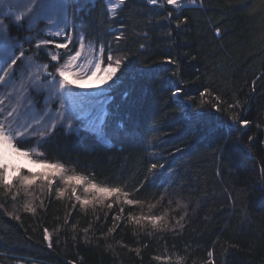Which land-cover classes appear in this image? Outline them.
Instances as JSON below:
<instances>
[{
  "label": "trees",
  "instance_id": "obj_1",
  "mask_svg": "<svg viewBox=\"0 0 264 264\" xmlns=\"http://www.w3.org/2000/svg\"><path fill=\"white\" fill-rule=\"evenodd\" d=\"M80 7L67 0L83 40L103 49L102 64L121 61L103 91L86 95L107 124L59 126L33 155L40 167L5 173L0 264H264V0ZM5 24L3 41L17 44L0 67L20 48L50 62L25 22ZM58 159L66 175L120 195L73 192L44 163Z\"/></svg>",
  "mask_w": 264,
  "mask_h": 264
},
{
  "label": "snow or ice",
  "instance_id": "obj_2",
  "mask_svg": "<svg viewBox=\"0 0 264 264\" xmlns=\"http://www.w3.org/2000/svg\"><path fill=\"white\" fill-rule=\"evenodd\" d=\"M4 0H0V3H3ZM79 3V0H76ZM92 0H85V5L87 3H91ZM114 0H108L109 3V11H114V8L111 7L113 5ZM120 5L123 6L124 0H119ZM149 3L155 5L157 4V0H148ZM167 4L174 5L179 7V0H167ZM60 6L64 9V14L57 13L55 18L53 16L48 15L47 9L49 7L48 0H29L28 4L24 6V11L16 14H12L11 9L7 15L0 13L3 15V19H0V43L4 40V34L7 32L8 27L5 24V20H11L13 24L21 26L24 22L25 18H28L31 23H35L36 20L43 19L48 20L50 23L45 30V35L48 37L47 39H41L38 41L36 47L40 49L41 47L45 48V54L49 56L50 62H56L58 65L60 64V59L63 53L58 50L61 49H68V44L72 43V37L67 35L66 29L68 27V22L66 19L67 15V0H60ZM84 6L79 8V11H84ZM35 9V11H34ZM63 25V27H61ZM64 38V42H56L57 38ZM83 37H80L76 41L75 49L68 50V54L64 59V63L58 66L55 71L58 73L59 79L57 80L53 73H48L47 69L50 67L49 63H45L40 65L41 68L47 73L48 76H52L53 79L51 81L52 84L58 85V90H64L63 92H58L60 96L70 95L71 93L68 91L70 86L73 84V81H69L67 79V75L71 74L73 76L83 77V73H77L76 67L79 65L76 63L81 56L83 44L81 41ZM53 46L54 49L57 51H52L47 46ZM103 52V49H101ZM24 56V52H20V56L16 59H12L11 63L8 64V68H12L13 65L16 64L17 59ZM112 57L108 56V72L109 78L116 72V69L120 66L121 61L116 60L115 64L116 67H113L111 64ZM97 68L100 67L99 64L96 65ZM3 74L0 75V85H3L7 88L11 85L12 91L11 92H4L0 93V114L3 115V119H0V183L11 184V180L8 179L5 175L6 172L13 169V166L7 163V159L10 155H17L22 156L25 158H31L32 150L21 148L18 146V141L23 142L24 139L27 138V134L29 130L32 128V123L35 122L39 124L44 121L47 117L49 120L52 117L49 115L48 111H45L42 115L37 114L33 115L32 113L35 111L34 107H30L26 110L22 109V101L24 99V93L28 91V87L24 82H21L19 86L12 83V77L9 75L7 70H2ZM28 81L30 84H36L37 82H41L40 75L38 73L30 74L28 76ZM180 89L177 88L176 93L174 95L179 94ZM15 97V106L12 105L11 101ZM52 99V96H49V100ZM7 102V108L5 104ZM10 109V110H8ZM63 103L61 104V110L57 111L56 118L59 120H66L64 113L62 111ZM109 116V112L106 110H101L98 114H93L92 111L88 113L85 117L83 115H79L77 119H85L90 120L92 123V129L97 132H103L106 124L107 118ZM23 121V123L21 122ZM242 124L247 125L248 121L243 120L241 121ZM61 126H64L61 124ZM67 126L70 128L72 127L71 121H67ZM87 126V125H85ZM52 127L54 128L55 125L53 124ZM227 147V142L225 141L220 145V149L223 150ZM39 163L40 161H34ZM44 163L50 167L54 173L60 174L61 178L63 179L64 184L72 186V191H76L75 185H85L84 191L89 192L93 191L95 193L103 194L104 196H119L121 193L120 188L118 187H102L99 186L96 182L89 180L88 177L84 175H77L73 173L72 175H66L67 169L64 167L62 161L57 160L56 163H50L49 161L45 160ZM155 167V165H153ZM15 171L19 172V168H15ZM19 181H21L25 185H29L35 179V176H26L20 175L17 177ZM127 195V193H125ZM78 200L80 199L79 196L76 197ZM129 205L137 203L132 199H128L126 201ZM84 204L89 203L88 200L83 201ZM34 211V209H31ZM153 223L155 224L156 220L159 218H152ZM211 255V253H210Z\"/></svg>",
  "mask_w": 264,
  "mask_h": 264
},
{
  "label": "rangeland",
  "instance_id": "obj_3",
  "mask_svg": "<svg viewBox=\"0 0 264 264\" xmlns=\"http://www.w3.org/2000/svg\"><path fill=\"white\" fill-rule=\"evenodd\" d=\"M163 1L167 3V0H157ZM8 2V3H5ZM29 0H4L3 3H0V13L7 15L9 9H11L12 14L20 13L24 11V6L28 4ZM85 3V0H79V5L82 6ZM194 0H179V5L185 4H193ZM8 5V6H5ZM48 15L53 16L55 18L57 13L64 14V9L60 6V0H48ZM35 11V9H34ZM70 14L68 16V12L66 15V19L68 22V27L66 29L67 35L72 37V43L68 44V49H61L58 50L63 55L60 59V64L58 65L56 62H49L53 63L54 70H50L49 67L47 69L48 73H53L56 79H59L58 73H56L55 69L64 63V59L68 54V50L75 49L76 41L78 38L82 37L78 28L73 24ZM3 18V15H0V19ZM24 22L27 25V28L32 30L31 34L28 36V40H34L38 43L41 39H47L48 37L45 35V30L49 25V21L43 19L36 20L35 23H31L28 18H25ZM63 27V25H61ZM36 33V34H35ZM13 40V39H12ZM8 43L2 42L0 45V55L2 59L0 63L3 61L5 56H8L14 48V45L17 43L14 40ZM56 42H64V38H57ZM83 44L81 56L76 62L79 67H76L77 73H83V77L73 76L71 74L67 75V79L69 81H73V84L69 88L70 95L60 96L58 92H63L64 90H58V85L52 84L51 81L53 79L52 76H48L47 73L44 71L43 68L40 67L42 63L37 61L31 54L25 53L22 48L18 49L16 55H13L11 59L5 61L3 65L0 67V75L3 74L2 70H7L9 75L12 77V83L19 86L21 82H24L27 87L28 91L24 93V99L22 101V109L26 110L30 107H34L35 111L32 113L33 115L43 114L45 111L49 112V115L52 117L49 120L47 117L44 119L43 122L36 124L35 122L32 123V128L29 130L26 139H33V144L30 150H32L31 158H25L22 156L17 155H10L7 159V163L13 166L12 170H9L7 173L8 175L15 173V168H21L22 166L29 167L31 169H36L41 166L40 162L36 163L37 161L33 158V155L39 154V144L50 135L57 127L64 125L67 129L71 130L74 124V120L77 116H79L78 111L79 108L83 107V113H89L90 111L93 114L97 113L100 105L98 104V100L91 99L87 100L86 95L92 93H98L97 91L104 90L105 84L108 82L109 79V72H108V64H102L100 53L101 48L95 47L89 43H86L84 40L81 41ZM52 51H57L54 49L53 46L49 47ZM24 52V56L17 59L15 65L12 68H8V64L11 63L12 59H16L20 56V52ZM48 56V55H47ZM49 57V56H48ZM99 64L100 67L97 68L96 65ZM38 73L41 78V82H37L36 84H30L28 81V76L30 74ZM12 88L9 85L5 88L3 85H0V93L4 92H11ZM52 96V99L49 100V96ZM12 105L15 106V97H13L11 101ZM63 103V113L66 117V120H59L56 118V114L58 110H61V104ZM7 108V102L5 104ZM10 110V109H8ZM3 115L0 114V119H3ZM70 120L72 127L67 126V121ZM23 123V121H21ZM55 125L53 128L52 125Z\"/></svg>",
  "mask_w": 264,
  "mask_h": 264
}]
</instances>
